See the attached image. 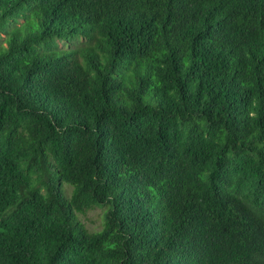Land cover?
Listing matches in <instances>:
<instances>
[{
	"label": "trees",
	"instance_id": "1",
	"mask_svg": "<svg viewBox=\"0 0 264 264\" xmlns=\"http://www.w3.org/2000/svg\"><path fill=\"white\" fill-rule=\"evenodd\" d=\"M0 264H264V0H0Z\"/></svg>",
	"mask_w": 264,
	"mask_h": 264
},
{
	"label": "rangeland",
	"instance_id": "2",
	"mask_svg": "<svg viewBox=\"0 0 264 264\" xmlns=\"http://www.w3.org/2000/svg\"><path fill=\"white\" fill-rule=\"evenodd\" d=\"M66 187L71 190L69 185ZM105 210V207L97 206L84 214L77 213V217L89 232H98L103 228Z\"/></svg>",
	"mask_w": 264,
	"mask_h": 264
}]
</instances>
